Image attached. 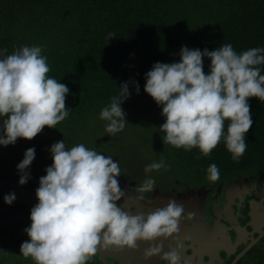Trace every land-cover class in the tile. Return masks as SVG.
I'll return each mask as SVG.
<instances>
[{"label":"clouds","instance_id":"1","mask_svg":"<svg viewBox=\"0 0 264 264\" xmlns=\"http://www.w3.org/2000/svg\"><path fill=\"white\" fill-rule=\"evenodd\" d=\"M116 38L109 33L108 42ZM0 49V146L14 145L18 138L31 141L45 127L56 128L69 115L66 98L69 88L48 76L50 66L41 46H21L11 54ZM179 62H156L145 74L144 92L161 107L164 123L159 126L164 145L208 157L221 142L234 162L240 163L246 149V133L253 124L250 98L264 103V48L253 47L237 53L232 44L213 51L182 46ZM210 60L204 71L203 59ZM132 85L139 95L138 82L130 80L119 86L117 95L103 107L99 119L104 131L114 137L123 131L126 113L122 104L130 98ZM227 127L225 131V123ZM57 129V128H56ZM52 164L39 178L36 203L30 210L31 224L24 231L29 237L20 245V255L34 264H87L99 251L136 250L138 242H147L144 258L160 256L167 264H183L182 245L163 251L160 238L167 240L179 232L184 208L175 200L145 214L130 215L118 206L124 192L118 176L119 162L83 143L70 149L65 141L50 146ZM35 159V148H28L17 165L19 185L30 179L27 171ZM170 167L162 157L144 168L146 179L135 188L139 200L155 190L153 171ZM220 171L216 164L207 168L206 179L216 182ZM16 196L3 197L12 205Z\"/></svg>","mask_w":264,"mask_h":264},{"label":"trees","instance_id":"2","mask_svg":"<svg viewBox=\"0 0 264 264\" xmlns=\"http://www.w3.org/2000/svg\"><path fill=\"white\" fill-rule=\"evenodd\" d=\"M109 33L116 38L108 42ZM228 43L237 53L264 48V0H0V49L11 54L21 46H41L48 76L70 90L66 107L71 109L57 129L45 127L31 141L18 138L2 149L23 157L35 148L51 157L50 146L64 140L68 149L83 143L133 165H143L142 151L148 149L154 161L163 157L173 171L182 172L176 176L193 173L198 179L207 176L213 163L220 172L262 169L264 103L257 98L249 99L253 124L246 133L247 149L236 163L223 142L200 159L198 148L164 145L162 109L143 90L152 65L179 62L182 46L213 51ZM203 65L207 73L210 60L205 57ZM259 67L264 75V65ZM130 80L138 82L140 93L129 85L132 95L122 104L128 124L110 137L99 113L120 84Z\"/></svg>","mask_w":264,"mask_h":264},{"label":"flooded vegetation","instance_id":"3","mask_svg":"<svg viewBox=\"0 0 264 264\" xmlns=\"http://www.w3.org/2000/svg\"><path fill=\"white\" fill-rule=\"evenodd\" d=\"M11 152L0 146V264H34L31 258L20 255V245L29 239L24 229L30 226V210L38 203L35 191L39 178L46 175L45 169L52 164V158L35 152L27 170L30 179L21 186L17 165L24 156H8ZM104 155L119 162L122 175L136 197L135 210L133 206L123 211L147 215L175 200L184 208L182 216L194 214L190 221L181 220L174 237L154 242L163 245L161 255L178 241L182 245L179 255L183 264H264V168L221 170L216 182H209L206 177L198 179L193 173L177 176L170 182L152 177L155 190L144 193V199L139 200L135 188L146 179L144 166L139 164L134 168L116 154ZM9 193L16 196L12 205L3 200ZM147 247V242H138L136 250L99 251L87 264H167L159 255L145 259L143 253Z\"/></svg>","mask_w":264,"mask_h":264},{"label":"rangeland","instance_id":"4","mask_svg":"<svg viewBox=\"0 0 264 264\" xmlns=\"http://www.w3.org/2000/svg\"><path fill=\"white\" fill-rule=\"evenodd\" d=\"M5 147V146H4ZM142 155H141V160L144 161L143 162V165H144V168L146 165L152 163L154 160H153V152L151 150H143L142 151ZM140 161H136L135 162V165H134V168L138 165ZM157 162V161H156ZM181 175L182 172H175L173 171V168L169 167L167 170L165 169H161L159 171H153L152 173H150L149 175L151 177H153L155 180H164L166 182H170L172 181L173 179L175 178H178L176 175ZM180 179V178H179ZM182 180H188V179H183Z\"/></svg>","mask_w":264,"mask_h":264},{"label":"water","instance_id":"5","mask_svg":"<svg viewBox=\"0 0 264 264\" xmlns=\"http://www.w3.org/2000/svg\"><path fill=\"white\" fill-rule=\"evenodd\" d=\"M117 179L119 180L120 188L124 192V196L122 197V199L117 202L118 206L121 207V209L133 208L136 197H134L133 195L132 187L125 181L122 174L118 176ZM135 206H134V210H135Z\"/></svg>","mask_w":264,"mask_h":264}]
</instances>
